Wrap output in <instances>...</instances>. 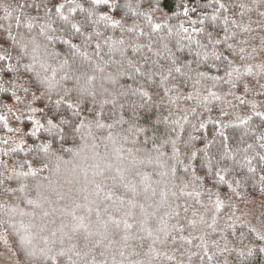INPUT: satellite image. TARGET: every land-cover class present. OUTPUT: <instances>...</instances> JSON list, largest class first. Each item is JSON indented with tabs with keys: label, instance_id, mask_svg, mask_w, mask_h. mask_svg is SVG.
I'll list each match as a JSON object with an SVG mask.
<instances>
[{
	"label": "snow or ice",
	"instance_id": "obj_1",
	"mask_svg": "<svg viewBox=\"0 0 264 264\" xmlns=\"http://www.w3.org/2000/svg\"><path fill=\"white\" fill-rule=\"evenodd\" d=\"M178 7L172 24L161 0L0 3L16 28H0V228L19 238V264H229L220 257L256 253L229 247L237 224L264 242V200L259 225L244 219L255 220L254 209L225 204L247 203L245 168L253 177L259 169L264 193V11L257 31L243 19L253 10L245 3L235 5L239 20L229 0ZM185 51L194 59H182ZM141 110L159 113L151 136Z\"/></svg>",
	"mask_w": 264,
	"mask_h": 264
},
{
	"label": "trees",
	"instance_id": "obj_2",
	"mask_svg": "<svg viewBox=\"0 0 264 264\" xmlns=\"http://www.w3.org/2000/svg\"><path fill=\"white\" fill-rule=\"evenodd\" d=\"M15 2H16V0H0V3H11L13 5L15 4ZM21 2H23V0H21ZM29 2H31V0H29ZM161 2L163 4L164 12L167 13L169 16L173 17L171 19V23L176 24L178 21L175 18V13H179L181 11L178 7V5L181 3V0H161ZM196 2L199 5H204L208 2V0H196ZM229 3L231 5H233V12L236 13L235 19H237V20L240 19L239 12L241 11V9H239L238 7H235V5H238L239 3H245L250 8H252L253 9L252 12L246 13V15L243 19H244L245 23H248L249 17H250L251 21H252L251 26L254 29H257V31H259L258 24L256 22L261 19V17L259 16V12L264 11V7L258 8L257 5L255 3H253V0H229ZM208 11L211 12V9L209 8ZM159 15L160 14L157 13V16H159ZM4 16H5V13H4L3 9L0 8V28H2L3 26H7L8 23H12L13 24V32L15 34V32H16L15 22L5 20ZM193 18H195V16H193ZM132 19H135V18H132ZM179 19L185 20L187 18L180 15ZM154 22H155V19H154ZM129 23H131V19L129 20ZM138 23L142 27H144L146 31L148 30V25H147L146 21L143 19V17H141L138 20ZM186 26H188V25H186ZM217 30L219 31V29H217ZM107 34L108 35L114 34V35L118 36L119 35V29L115 30V33H113L111 30H108ZM161 34H163V33H161ZM253 35H255V33H253ZM0 36H4V33L2 32V30H0ZM140 39H141V42H147L146 37H141ZM74 42L78 43L79 40L78 39L74 40ZM53 47L55 48V50L61 51L62 53L67 51V46L63 45L60 39H56L54 41ZM105 51H107V49H105ZM129 54L131 55V52ZM115 58L119 59V56L117 55ZM181 58L186 59V60H193L194 56L189 55L187 53V51H185L183 54H181ZM153 59H154V57H153ZM112 70H113L112 68L108 69V71H112ZM203 70L207 71V68L205 67ZM211 74H215V71L213 70ZM127 83L131 84L132 81H127ZM188 90L191 91V85L190 84H189ZM132 99H136V98L133 97ZM107 107H110V106H107ZM0 111H4V110L0 109ZM4 114H7V113L5 112ZM164 114L166 115L167 112H165ZM158 115H159V113L141 110L140 123H141V126L146 127L148 129L147 135H149V136H151L153 134L152 133V125L155 123V120H156ZM148 117H150V119H146ZM125 118L127 119V117H125ZM190 119L193 120V122H195L193 117L190 116ZM10 122H11V117H10ZM259 123L260 122L258 119L254 120L252 123V127H255ZM12 126H15V125L13 124ZM123 127L127 128V124L123 125ZM158 127L160 128V133H158L157 135H160L165 131L166 126L161 124ZM213 128H214V125L209 123V125H208L209 133L212 132ZM192 131L193 130H192L190 125H185V132L183 134L184 138H187L188 134L191 133ZM242 132H243L242 128H237L235 130L229 129V134L232 136L233 141L238 139L239 136L242 134ZM5 134L6 133L2 129H0V136H4ZM196 134L202 135V133H196ZM7 135L10 136L11 134H7ZM139 138H140V141L142 142L143 138H144V134L143 133L140 134ZM208 138L211 139L212 138L211 135ZM218 139L219 138H217V141H218ZM245 139L247 140V142L251 143L252 142L251 134H249V136L246 137ZM199 146L203 147V143L201 142L199 144ZM149 147H151V144H149ZM102 150L103 149H101V151ZM165 151L170 156L171 155V145L166 146ZM210 151L215 152L216 151V145H214L210 149ZM20 156H23V153H21ZM16 158L19 159L20 157H16ZM195 166L197 169V174L200 176H205L206 169L200 164L199 160L196 162ZM48 174H49L48 172H45L42 175H48ZM190 174H191V169H189V174H185L183 172V167L178 166L177 175L179 177L185 178V179H190L191 178ZM242 175L248 177L247 180L244 182V186L240 189L243 196L247 198V203H242V202H240V200H238L236 197L233 196L232 201H228L226 199L225 204H228L230 202H235L237 204V207L246 213L250 212V210L254 209L255 216L257 218L255 220H253V216L251 214H249L244 219L246 221H251L252 223H255L256 225H259V223H260V220H259L260 203H261V200H264V193H262L260 191L261 185L259 183V169H258V172L255 175V177H253L252 174L247 173L246 168H245ZM154 178H158V177H154ZM229 179H231V177H229ZM176 183L179 184L180 181L177 180ZM214 184H217V181L214 179V177H212V176L205 177V186L207 188L211 189L213 192H215L217 190L216 188L213 187ZM218 187L221 189L222 193H227L228 195H231V193L227 189L226 184L225 185H218ZM187 191H192V188L189 187L187 189ZM202 199H204L205 201L207 200L206 196L202 197ZM183 200H184V198H181L180 202L183 203ZM188 202L191 204V203H193V200L189 199ZM194 206L198 207V205H194ZM21 208H24L25 210H30V208H28L24 204H21ZM239 214L240 213L238 212L237 215H239ZM189 215H191V213H189ZM220 223H221V225L223 224V218L220 220ZM249 226L250 225L242 227L240 224H237V228L239 229V231L237 232V237L233 238V243L230 244L229 247H234L236 249H239V248L244 247V245H247L248 247H252V248L256 249V253L252 256L245 255V256L241 257V256L237 255L236 251H233L231 253V255H228L226 253L224 257H220V260H223L226 257L229 261V264H264V254H260L258 252V248L260 246H264V242L257 241L254 235L249 234V231H248ZM240 231L244 232L245 237H246L243 241V245L240 244V241L238 239ZM212 238H218V237H212ZM5 241H7V242H5ZM0 247H6L9 249V252L13 258V264H19L20 261L26 259L23 255L22 247L19 243V238L16 236L15 232L12 229H8V231L5 232L4 228H0Z\"/></svg>",
	"mask_w": 264,
	"mask_h": 264
},
{
	"label": "rangeland",
	"instance_id": "obj_3",
	"mask_svg": "<svg viewBox=\"0 0 264 264\" xmlns=\"http://www.w3.org/2000/svg\"><path fill=\"white\" fill-rule=\"evenodd\" d=\"M0 264H13V258L6 247H0Z\"/></svg>",
	"mask_w": 264,
	"mask_h": 264
}]
</instances>
